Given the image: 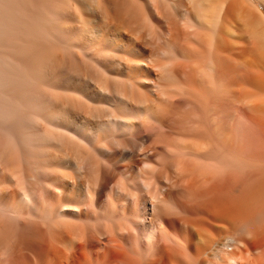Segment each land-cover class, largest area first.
I'll return each instance as SVG.
<instances>
[{
	"label": "bare ground",
	"instance_id": "6f19581e",
	"mask_svg": "<svg viewBox=\"0 0 264 264\" xmlns=\"http://www.w3.org/2000/svg\"><path fill=\"white\" fill-rule=\"evenodd\" d=\"M0 264H264V0H0Z\"/></svg>",
	"mask_w": 264,
	"mask_h": 264
},
{
	"label": "snow or ice",
	"instance_id": "6c2138e0",
	"mask_svg": "<svg viewBox=\"0 0 264 264\" xmlns=\"http://www.w3.org/2000/svg\"><path fill=\"white\" fill-rule=\"evenodd\" d=\"M105 67L110 69V66L108 64H105Z\"/></svg>",
	"mask_w": 264,
	"mask_h": 264
}]
</instances>
